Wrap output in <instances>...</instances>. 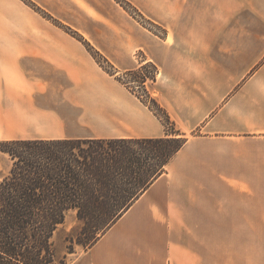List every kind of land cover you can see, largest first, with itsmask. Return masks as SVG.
I'll list each match as a JSON object with an SVG mask.
<instances>
[{"label": "crops", "instance_id": "crops-1", "mask_svg": "<svg viewBox=\"0 0 264 264\" xmlns=\"http://www.w3.org/2000/svg\"><path fill=\"white\" fill-rule=\"evenodd\" d=\"M54 1L59 17L89 13L94 28L84 34L113 59L143 49L160 70L158 101L195 130L70 264H208L212 253L195 242L212 239L190 227L264 226V0H152L158 16L179 24L162 39L121 23L111 5ZM108 25L105 44L98 34ZM164 135L161 118L82 41L22 0H0V139Z\"/></svg>", "mask_w": 264, "mask_h": 264}, {"label": "trees", "instance_id": "trees-1", "mask_svg": "<svg viewBox=\"0 0 264 264\" xmlns=\"http://www.w3.org/2000/svg\"><path fill=\"white\" fill-rule=\"evenodd\" d=\"M132 92L168 122L156 99ZM186 139L167 131L161 137L0 140L9 160L0 174V264H56L52 238L69 212L85 234L71 243L89 248L165 171Z\"/></svg>", "mask_w": 264, "mask_h": 264}, {"label": "rangeland", "instance_id": "rangeland-1", "mask_svg": "<svg viewBox=\"0 0 264 264\" xmlns=\"http://www.w3.org/2000/svg\"><path fill=\"white\" fill-rule=\"evenodd\" d=\"M26 5L35 11L39 12L47 20L53 24L62 27L69 35L74 36L76 39L82 41L87 49L91 52L97 62L106 70L114 73L116 77L119 76L123 82H126L125 87L142 95L146 100L151 97L157 99L155 96L157 88L161 85L162 78L159 75V67L152 60H146L147 54L141 49L137 48L138 45H131V51L128 52L125 49L120 50V54L116 59L110 57L105 50L100 49L98 45H94L84 34L86 31H92L94 26L90 23L93 20L92 16L84 10L79 9L78 13L72 14L71 12H63L59 17L60 11L58 5L59 1L48 0H22ZM98 2L99 4H108L115 7L120 13V22L131 21L136 27L152 33L159 38H163L167 32L173 31L171 25L178 27V22L173 20L171 23L166 19L158 16L156 9V1L152 0H90V2ZM71 8H77L78 3L91 7L89 0H69L67 1ZM79 4V5H80ZM171 4V3H169ZM80 5V6H82ZM70 8V7H69ZM78 9V8H77ZM57 12H54L56 11ZM171 11L172 9H168ZM60 14V15H55ZM101 18V17H99ZM104 23H107L106 19L101 18ZM175 23V24H174ZM179 25V24H178ZM168 27V28H167ZM101 29L98 34L103 43L107 44V36L113 35L114 32H108L106 29ZM103 30V31H102ZM106 33V34H105ZM139 36V34H138ZM128 40V38H127ZM170 40H172V33H170ZM130 46V45H129ZM131 53V55H130ZM133 59L135 63L132 67H127V60ZM118 61V62H117ZM262 61L259 63L261 64ZM258 64V65H259ZM144 67H141L143 66ZM256 65L254 68H257ZM253 68V69H254ZM160 104V102L158 101ZM160 106L167 112L164 106ZM168 113V112H167ZM169 115V113H168ZM70 121V119H69ZM80 125V124H79ZM81 125H84L81 122ZM83 128V127H80ZM165 133L167 131H176L184 137H190L194 134L195 130L190 131L187 123L176 122L169 115L168 122L164 125ZM75 130V129H74ZM80 133H85V130L80 129ZM4 140V139H0ZM9 160L6 155L0 152V174H2L8 167ZM82 223L77 222L75 219V213L69 212L63 224L53 234V241L55 244L56 256L58 262L63 261L65 264H70L75 258L81 255L86 247L73 242L72 238H85V234L82 231ZM191 230L196 229L193 232L198 234L206 233L210 235L212 241L195 242L197 248L203 253L204 249L210 251L211 257L207 258L205 252V260H208V264H223L224 251L227 254V264H264V226H207V227H190ZM217 239V241H215ZM73 246L72 251H69V247ZM220 252V255L216 253ZM222 262V263H221Z\"/></svg>", "mask_w": 264, "mask_h": 264}]
</instances>
